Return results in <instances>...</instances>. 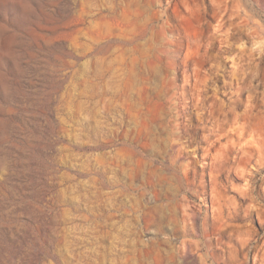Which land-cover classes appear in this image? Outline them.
I'll return each instance as SVG.
<instances>
[{"label":"rangeland","instance_id":"rangeland-1","mask_svg":"<svg viewBox=\"0 0 264 264\" xmlns=\"http://www.w3.org/2000/svg\"><path fill=\"white\" fill-rule=\"evenodd\" d=\"M0 264H264V0H0Z\"/></svg>","mask_w":264,"mask_h":264}]
</instances>
